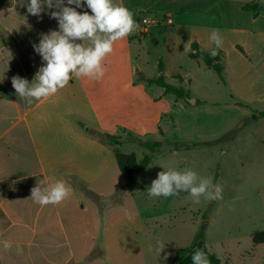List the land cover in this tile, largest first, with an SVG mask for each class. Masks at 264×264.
Listing matches in <instances>:
<instances>
[{
  "label": "crops",
  "instance_id": "1",
  "mask_svg": "<svg viewBox=\"0 0 264 264\" xmlns=\"http://www.w3.org/2000/svg\"><path fill=\"white\" fill-rule=\"evenodd\" d=\"M204 1L188 6L174 0H114V3L132 11L139 25L146 17L143 12L159 16L164 25L165 21L173 22L167 11L191 10ZM221 1L233 3L238 12L251 19L252 25H263V3L254 12L243 9L242 2L248 0ZM29 2L0 0V264H153L139 259L144 257L145 249L138 243L141 231L140 215L135 208L138 186L132 188L133 180L126 183L118 177L115 147L99 132L131 133L143 139L162 129L172 106L178 105L182 110H187V106L176 96L171 99V93L162 86L148 82L158 76L149 75L144 67H136V57L140 58L137 42L141 49L142 42L152 37L138 38L137 30L114 43L113 52L102 62L103 78L73 77L55 95L34 100L29 106L16 94L12 77L19 75L31 83L44 64L32 45L39 43L42 33L59 30L57 20L49 15L56 9L45 8L40 17L33 16L27 12ZM76 10L91 14L86 4ZM251 34L242 28H225L221 32L224 41L221 49L225 53V83H222L231 90L229 104L233 106L264 105V34L258 42ZM210 36L208 32L202 40L192 38L189 54L194 42L202 50L211 51L215 44ZM194 101L191 105L204 106L209 115L219 112L220 101L216 98L197 97ZM261 112L264 111L256 110L253 115ZM227 120L230 122L222 132L210 126L201 133L196 127L197 136L187 143L216 140L236 130L242 122L231 126L235 119ZM262 121L264 117L249 123ZM127 145L130 143L123 144ZM164 157L154 156L153 160ZM60 180L72 188L71 195L62 203L41 206L30 199L31 189L38 181L47 187ZM122 186V202L100 209V197H110ZM5 240L12 244L8 251L3 248Z\"/></svg>",
  "mask_w": 264,
  "mask_h": 264
},
{
  "label": "rangeland",
  "instance_id": "2",
  "mask_svg": "<svg viewBox=\"0 0 264 264\" xmlns=\"http://www.w3.org/2000/svg\"><path fill=\"white\" fill-rule=\"evenodd\" d=\"M174 1L188 6L200 0ZM262 3L264 0H248L241 5H251L255 12ZM167 13L172 14L173 22L170 24L165 21L164 25L159 16L142 13L156 23L149 27V35L145 38L152 37L142 42L143 48L140 49L137 42L140 58L136 57L138 60L135 65L138 68L144 67L149 75L158 78L165 76L167 82L183 88L190 98L181 99L187 110H182L178 105L172 106L170 115L162 122V129L160 127L158 132L143 138L151 141L168 140L170 144L154 154L155 157H165L154 159L131 184L132 188L138 186L135 195V208L140 215L141 229L138 243L145 249L144 257L140 256L139 259L153 264H174L176 250L191 245L195 236L204 230L206 245L218 256L220 264H264V243L255 244L253 240L256 233L264 232V121L249 124L243 122L256 110L264 111V105L238 107L229 104L231 90L222 83L219 75L209 69L203 60L190 58L189 50L184 51L185 44L192 38L202 40L213 29H218L220 35L225 28L246 29L251 31L252 37L258 42L259 36L264 34V23L257 27L252 25L251 19L238 12L233 3L224 4L221 0H205L191 10L177 12L172 9ZM156 27H162V30H156ZM138 38L142 37L138 35ZM228 60L230 62V58ZM206 96L220 101L217 106L219 112H210L209 115L205 113L208 110L204 106L194 107L191 105L194 103L189 101L197 97L203 100ZM170 97L176 98L173 94ZM231 117L235 119V124L231 126L242 121L241 124L229 134V138L211 146L213 148L210 151L180 150L183 152L173 154L175 143H194H187V140L197 136L196 127L201 133L210 126L222 132L230 122L227 119ZM114 136L125 141L134 134ZM104 140L114 145L116 153L127 152L138 160L151 155L137 144L123 146L126 144L123 143L119 150L116 143L106 137ZM168 169H190L201 177H211L213 184L223 186V199L207 201L201 197L200 203L194 204L192 197L184 191L179 196L149 197L148 189L152 181L159 172ZM217 174L219 177L216 180ZM118 177L123 179L119 169ZM123 194L122 186L114 195L100 197L99 208L108 209L120 204ZM211 204L214 205L213 211L206 216ZM160 244L165 246L159 253ZM165 256L168 257L166 260Z\"/></svg>",
  "mask_w": 264,
  "mask_h": 264
},
{
  "label": "clouds",
  "instance_id": "3",
  "mask_svg": "<svg viewBox=\"0 0 264 264\" xmlns=\"http://www.w3.org/2000/svg\"><path fill=\"white\" fill-rule=\"evenodd\" d=\"M91 10L80 13L76 9L84 5ZM70 5H75L70 7ZM30 15L40 17L47 9L50 18L57 20L58 31L40 35L34 51L44 62L31 83L19 75L12 77V86L16 94L30 106L33 101L55 95L65 88L73 77H87L95 80L103 78V61L113 52L115 42L136 31L140 25L134 20V14L127 7L114 3V0H30L26 5ZM210 40L215 44L211 55H218L223 38L218 29H213ZM77 41H82L78 43ZM87 41V43H85ZM189 50V43L184 46ZM184 191L192 197L194 204L203 197L207 201L223 199V186L213 184L211 177H201L195 171L168 169L157 174L148 189L149 197L179 196ZM72 188L66 181L60 180L47 187L43 181L31 189V198L41 206L57 205L69 198ZM165 245H159V253ZM3 248H12L10 241H3ZM168 257L165 256L166 260ZM192 264H210L203 250L197 249L192 255Z\"/></svg>",
  "mask_w": 264,
  "mask_h": 264
},
{
  "label": "trees",
  "instance_id": "4",
  "mask_svg": "<svg viewBox=\"0 0 264 264\" xmlns=\"http://www.w3.org/2000/svg\"><path fill=\"white\" fill-rule=\"evenodd\" d=\"M243 9L245 11H252L254 8L250 6H244ZM215 47V46H214ZM218 55L213 57L210 53L211 51H204L200 48L199 44L197 42H194L192 44V52L189 54V57L192 59H201L203 62L213 71H215L219 77L220 80L225 83V78H224V67L225 65L223 64V59L225 57V53L222 51V49H217ZM162 63H160V66ZM151 84H156L159 86H162L167 93H171L177 98L183 99V98H190L189 95L186 93V91L183 88H178L174 85L168 84L165 81V77H159L155 80H149L148 81ZM238 105L244 106V104L238 102ZM264 117V112H261L259 115H253L250 119H247L244 121L245 123L249 122H256L260 118ZM103 137H106L110 141L116 143L117 145H121L123 143H133L139 145L141 148L147 149L150 151L151 155L145 156L143 159L138 160L135 158L133 155H128L122 152H117L116 153V159L118 162V166L120 169V172L122 174L123 179L126 182H131L134 180V178L142 171L144 170L153 160L154 154L156 152L161 151L167 144H170V141H151V140H143L138 137L134 136H129L127 140H122L121 137H116L114 135L110 134H103L101 135ZM226 138H229V134H226L222 136L221 138H218L213 141H206V142H194L191 145H184L180 143H175L174 145V150L175 151H180V150H191L193 148H202V147H211L214 146L221 141L225 140ZM219 177V175H216V180ZM75 182V180H74ZM81 188L83 185L79 184ZM85 192L87 190L85 189ZM90 196L94 197L95 199H98V197L94 196L92 193H89ZM213 204L210 205L208 208L207 214L212 213L213 211ZM254 243L255 244H261L264 243V232H258L255 234L254 238ZM203 250L209 261L210 264H220L221 261L218 258V256L211 252L207 245H206V233L204 230H201L194 238L193 242L191 245L180 248L175 252V257H174V264H192V255L193 253L197 250Z\"/></svg>",
  "mask_w": 264,
  "mask_h": 264
},
{
  "label": "built area",
  "instance_id": "5",
  "mask_svg": "<svg viewBox=\"0 0 264 264\" xmlns=\"http://www.w3.org/2000/svg\"><path fill=\"white\" fill-rule=\"evenodd\" d=\"M155 23H156L155 20L152 21L151 19H149V18H147V17L142 18V19H141V25H140V27L138 28V29H139V33H138V35H139L140 37H142V39H145V37L149 35V27H150L152 24H155ZM168 23L171 24V21L168 20Z\"/></svg>",
  "mask_w": 264,
  "mask_h": 264
},
{
  "label": "water",
  "instance_id": "6",
  "mask_svg": "<svg viewBox=\"0 0 264 264\" xmlns=\"http://www.w3.org/2000/svg\"><path fill=\"white\" fill-rule=\"evenodd\" d=\"M189 101H190L191 103H195V101H194L193 99H189Z\"/></svg>",
  "mask_w": 264,
  "mask_h": 264
}]
</instances>
